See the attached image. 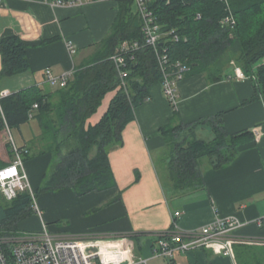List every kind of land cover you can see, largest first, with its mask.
Masks as SVG:
<instances>
[{
    "label": "crops",
    "instance_id": "crops-1",
    "mask_svg": "<svg viewBox=\"0 0 264 264\" xmlns=\"http://www.w3.org/2000/svg\"><path fill=\"white\" fill-rule=\"evenodd\" d=\"M117 12L118 0H91L73 7H52L44 0H3L0 39L18 36L26 46L29 69L1 77L0 96L30 88L55 91L45 79V69L60 74L85 63L109 35ZM67 40L76 46L74 54L69 53ZM232 69L228 68L227 76L217 82H209L203 73L186 74L178 84L175 107L182 123L190 125L187 133L197 139L214 138V128L202 120L217 113H222L228 135L248 132L236 139L237 155L230 162L215 168L214 158L203 157L199 167L204 183L175 189L168 170L172 148L161 135L173 108L162 92L161 82L156 81L149 86L148 100L135 108V120L123 130L121 142L108 149L115 186L80 196L72 190L50 197L45 193L40 198L43 212L46 206L56 205L52 216L44 213L49 229L61 236H124L135 241L139 252L147 254L149 243L159 234L195 229L220 215L236 217L243 226L232 236L231 256L215 255L209 250L199 253L207 255L212 264H237L238 246L243 241L257 246L264 243V93L248 102L254 92V77L237 79ZM114 93L104 96L88 124L100 119ZM29 127L32 134L28 138L21 134L22 142L35 135ZM255 128L260 133L258 139ZM65 152L68 150L63 149ZM57 160L48 153L26 161L34 188L42 184ZM59 208L63 212H58ZM176 211L179 216H174ZM64 216L68 224L51 225ZM32 219L40 228L38 217L32 215L19 223L20 231L38 230L37 226L28 228V220ZM188 258L192 262L190 255Z\"/></svg>",
    "mask_w": 264,
    "mask_h": 264
},
{
    "label": "trees",
    "instance_id": "trees-1",
    "mask_svg": "<svg viewBox=\"0 0 264 264\" xmlns=\"http://www.w3.org/2000/svg\"><path fill=\"white\" fill-rule=\"evenodd\" d=\"M132 1L118 0V12L109 35L90 59L74 69L65 87L53 92L30 88L0 96V168L12 159L6 126L13 134L12 129L20 130L31 120L37 122L40 132L20 143L29 150L25 162L48 153L58 158L53 170L44 175L42 184L37 188L32 186L37 196L64 190L80 196L115 186L108 149L121 142L123 130L135 120V108L148 98L149 86L161 82L163 76V66L149 45L122 50L120 65L113 59L121 43H143L141 19L132 11ZM227 4L235 18L233 29L220 23L227 15ZM148 7L157 16L162 32L174 30L179 36L178 41H172L167 34L159 46L160 52L162 47L166 49L164 67L171 68L176 61H183L190 66L188 75L203 73L209 82H217L227 76L228 68L238 66L245 76L254 77V92L248 102L264 93V64L261 63L264 0H149ZM0 55V78L29 69L26 46L16 35L0 39ZM111 91L115 93L107 110L96 123L88 124L104 96ZM202 122L214 128L215 135L210 141L188 134L190 125L182 123L175 109L168 124L161 129L162 137L172 148L168 170L175 189L203 184L201 159L214 158V167H222L237 155L236 139L249 134L228 135L222 113L208 116ZM64 144L68 152L62 153ZM32 215L31 196L27 191L20 192L11 201L0 197L3 233L17 232L19 223Z\"/></svg>",
    "mask_w": 264,
    "mask_h": 264
},
{
    "label": "built area",
    "instance_id": "built-area-1",
    "mask_svg": "<svg viewBox=\"0 0 264 264\" xmlns=\"http://www.w3.org/2000/svg\"><path fill=\"white\" fill-rule=\"evenodd\" d=\"M50 6H82L91 0H44ZM3 0H0L2 3ZM149 0H133L132 11L141 19L143 43L138 41L121 43L113 59L117 65L123 63L120 53L122 50L138 49L142 45H149L155 52L162 67V92L173 109L178 102V84L184 79L190 66L183 61H176L173 67L166 68L167 56L165 48L159 46L164 42L165 35L170 34L172 41H178L179 36L174 30L164 33L158 23L157 16L148 7ZM227 15L220 23L228 29L235 26V18L226 6ZM199 16V14H197ZM70 54L76 52V46L71 40L66 41ZM74 70H67L55 74L50 68L44 71L46 81L55 88L65 87L73 77ZM126 73H121L125 75ZM237 79L246 76L238 67H234ZM123 85L126 82L123 80ZM148 98H146V101ZM34 108L37 104L33 105ZM256 139L260 133L254 129ZM7 140L12 152L11 161L0 168V195L7 201L14 199L20 192L27 191L31 196L33 214L40 221L38 230L19 231L17 234L3 233L0 229V264H150L159 260L162 264H178L175 254L200 253L205 250L215 255L231 256L232 236L243 226L236 217L217 215L210 222L201 227L190 230H168L159 234L149 243V255L139 252L137 244L120 235H84L61 236L52 232L44 220L43 209L36 201V197L26 170L25 156L29 150L20 146L13 138V134L6 126ZM180 212H174L179 216Z\"/></svg>",
    "mask_w": 264,
    "mask_h": 264
},
{
    "label": "rangeland",
    "instance_id": "rangeland-1",
    "mask_svg": "<svg viewBox=\"0 0 264 264\" xmlns=\"http://www.w3.org/2000/svg\"><path fill=\"white\" fill-rule=\"evenodd\" d=\"M233 67H235V66H233ZM233 71H234V69H233ZM29 125H31L33 133H35L36 135L39 134V132H40L39 126L35 120H31L29 124H25V125L21 126V128H20L21 133H20L19 129H12L13 138L18 145H20V143H23L21 140V137H20L21 134L26 138H28L32 134ZM60 138L61 137H59V139ZM66 147H67V145H66ZM63 148L66 149L65 144H64ZM34 194H35L37 203L43 209V207L41 205L40 198H42V196H44L45 194H40L37 196L36 190H34ZM51 194H54V193H49V194H47V196L48 197L53 196ZM0 197H2V196L0 195ZM55 207H56V205H53V207H52V205L46 206L44 208V213L48 214L49 216H52V212H54L56 210ZM63 210H64L63 208H59L58 212L59 211L63 212ZM31 211L33 213L32 207H31ZM68 221H69V219L64 216L59 222L56 223V221H55L54 223H51V225L52 224H60V225L65 226L66 224H68ZM36 226L39 228V226L35 220H33V219L28 220V228L30 227L31 229H36L37 228ZM26 230H28V229H26ZM19 231L20 230L15 232V234H17ZM242 243H243L244 248L240 249V251L237 254L238 258L237 259L235 258L237 261V264H264V243L261 242L260 244H258V246L252 242H247V241H243ZM144 255H149V253L144 254ZM174 257H175V260L177 261L178 264H190L189 258H188L189 254H185V253L175 254ZM190 258H191V261H195V262L200 263V264H203V263L212 264V262L209 260V257H207V255H205V254L203 255V254H199V253L194 252V253L190 254ZM162 263L163 262H161L159 260H154V261L150 262V264H162Z\"/></svg>",
    "mask_w": 264,
    "mask_h": 264
}]
</instances>
